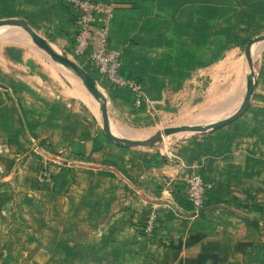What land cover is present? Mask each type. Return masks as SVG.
I'll return each instance as SVG.
<instances>
[{
    "label": "crops",
    "instance_id": "1",
    "mask_svg": "<svg viewBox=\"0 0 264 264\" xmlns=\"http://www.w3.org/2000/svg\"><path fill=\"white\" fill-rule=\"evenodd\" d=\"M99 1L112 3L108 38L124 76L140 83L157 68L191 76L178 86L167 78L161 91L195 90L209 64L211 80L222 75L218 63L246 40L235 27L264 20V0ZM5 17L71 50L74 16L62 0H0ZM14 27L0 31V264H264V50L237 117L170 147L122 146L102 132L97 96ZM72 59L106 93L115 132L151 133L129 132L154 122L163 96L143 93L135 104L127 87ZM222 85L210 91L231 89ZM42 162L50 179L39 182ZM190 172L208 185L196 216L185 193Z\"/></svg>",
    "mask_w": 264,
    "mask_h": 264
},
{
    "label": "rangeland",
    "instance_id": "2",
    "mask_svg": "<svg viewBox=\"0 0 264 264\" xmlns=\"http://www.w3.org/2000/svg\"><path fill=\"white\" fill-rule=\"evenodd\" d=\"M235 29V32L238 31L243 38L247 39L253 35L264 33V20L250 22L247 26L235 27ZM16 30L17 27L14 26L0 27V31L5 32L6 34H10L9 32L14 33ZM19 30L20 32H25L21 31V29ZM13 33L10 35H13ZM245 41L242 43H237V51L234 53V56L230 61L227 63H218L217 70L221 71L222 75L218 73L217 77L214 79L213 76V80H211L213 75L212 71L215 69H209L210 64L202 68L203 72L196 77L197 83L195 90L186 89L181 91H161L157 89L156 87L163 85V83L167 81V78L169 79L167 82L173 86H178L181 84L183 79L185 82L186 79L191 77L177 76L174 74L167 76L165 74H161L162 68H157V73L148 75V78H146L145 81L140 80L143 93L152 98H160L163 96L162 98H164L165 106L162 112H157L155 115H153L154 122L152 124L148 125V122L146 121L143 126H137V128L131 129L129 133H148L157 128H178L189 123L201 124L231 114L243 98L246 79L248 76V69L242 56L243 45ZM256 44L259 45L255 46L253 50H250L252 59L257 60L252 65L254 74L258 66L257 63L259 56L264 50V47L261 45L263 44L262 42H258ZM258 47L261 48L256 50ZM224 70H227L226 75H223ZM226 82L229 87H231V89L225 91H210V86L214 85V87H220ZM199 132L200 130L198 129H187L180 134H168L163 138L162 148L170 147L174 143L179 142L181 139L192 138ZM121 133L123 134L124 132ZM1 222L3 221L0 219V223ZM1 225L2 224H0V226Z\"/></svg>",
    "mask_w": 264,
    "mask_h": 264
},
{
    "label": "built area",
    "instance_id": "3",
    "mask_svg": "<svg viewBox=\"0 0 264 264\" xmlns=\"http://www.w3.org/2000/svg\"><path fill=\"white\" fill-rule=\"evenodd\" d=\"M74 16V33L71 58H82L91 70L104 79L109 85L127 87L133 102L138 104L143 91L140 83L120 72V50L113 47L108 38L109 20L112 14V3L99 0H62ZM35 147V146H33ZM39 182L50 179L49 171L42 162L35 172ZM208 185L197 172H190L186 177L185 193L191 205V214H200L204 207L205 192ZM156 219L155 205L148 208L143 223V230L151 232Z\"/></svg>",
    "mask_w": 264,
    "mask_h": 264
},
{
    "label": "water",
    "instance_id": "4",
    "mask_svg": "<svg viewBox=\"0 0 264 264\" xmlns=\"http://www.w3.org/2000/svg\"><path fill=\"white\" fill-rule=\"evenodd\" d=\"M1 26H18L22 28L35 45H37L46 54L63 63L77 81H79L83 86L92 91L97 96L99 101L98 114L100 127L104 136L110 141L122 146L161 147L163 145L164 136H167L168 134H180L187 129H198L202 131L210 127L224 124L237 117L248 105L254 83V73L252 68L254 59H252L250 53L251 46L254 43L262 42V47H264V33H259L248 37L243 45L242 56L248 69V76L246 79L243 98L231 114L211 120L206 123H189L178 128L162 127L157 128L148 134L125 136L118 134L110 126L106 108V93L97 84L95 78L90 73L84 71L70 56H68L65 50L52 46L45 38L38 34L22 17L0 18V27Z\"/></svg>",
    "mask_w": 264,
    "mask_h": 264
},
{
    "label": "bare ground",
    "instance_id": "5",
    "mask_svg": "<svg viewBox=\"0 0 264 264\" xmlns=\"http://www.w3.org/2000/svg\"><path fill=\"white\" fill-rule=\"evenodd\" d=\"M258 43V42H257ZM254 44H256V43H254ZM254 44H252V46H251V50H253L254 48H255V46H257V45H259V44H256V45H254ZM246 72V71H245Z\"/></svg>",
    "mask_w": 264,
    "mask_h": 264
},
{
    "label": "trees",
    "instance_id": "6",
    "mask_svg": "<svg viewBox=\"0 0 264 264\" xmlns=\"http://www.w3.org/2000/svg\"><path fill=\"white\" fill-rule=\"evenodd\" d=\"M246 225H252L254 226L250 221L246 220Z\"/></svg>",
    "mask_w": 264,
    "mask_h": 264
}]
</instances>
